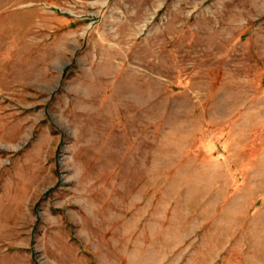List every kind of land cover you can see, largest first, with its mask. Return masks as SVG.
<instances>
[{"label": "rangeland", "instance_id": "obj_1", "mask_svg": "<svg viewBox=\"0 0 264 264\" xmlns=\"http://www.w3.org/2000/svg\"><path fill=\"white\" fill-rule=\"evenodd\" d=\"M0 264H264V0H0Z\"/></svg>", "mask_w": 264, "mask_h": 264}]
</instances>
